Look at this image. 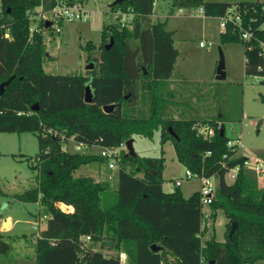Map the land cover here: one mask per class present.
Listing matches in <instances>:
<instances>
[{"label": "trees", "instance_id": "obj_1", "mask_svg": "<svg viewBox=\"0 0 264 264\" xmlns=\"http://www.w3.org/2000/svg\"><path fill=\"white\" fill-rule=\"evenodd\" d=\"M154 1H112L111 11L131 15L130 27L102 25L98 58L84 75L46 72L41 31L28 37L29 12L38 7L49 10L54 0H0V82L14 75L0 96V132H33L38 142L32 164L38 170L36 186L15 196L37 202L47 216L35 240L36 264H120V252L126 254L128 264H253L264 259V188L256 187L243 168L245 157L235 156L227 145L224 125L217 124L220 119L164 117L178 51L165 22L151 21ZM169 2L170 13L174 8L202 7L205 16L220 17L229 7L242 10V21L250 23L255 38L242 41L239 28L228 23L220 41L242 42L245 74L264 75L259 46L264 32L256 29L257 22H249L250 17H264V2ZM6 29L10 39L4 36ZM111 38L113 44L106 48ZM13 43L29 55V63L11 59ZM92 47L86 43L87 49ZM86 83L93 92L91 103L84 101ZM139 100L147 107L145 114H122L123 105ZM111 103L116 107L105 113L102 106ZM34 104L36 110L31 108ZM204 125L213 128L212 135L198 133ZM156 130L161 144H173L179 163L215 178L209 217L213 224L217 210L223 211L224 241L217 240L214 232L204 238L208 217L199 190L185 197L179 186L163 189L162 149L159 157L132 156L128 151L121 155L112 188L108 180L83 170L91 164L99 166L104 160L100 155L63 147L70 137L88 149L118 146L134 135L152 136ZM235 166L239 167L235 179L227 181V172ZM60 203L73 210H61Z\"/></svg>", "mask_w": 264, "mask_h": 264}, {"label": "rangeland", "instance_id": "obj_2", "mask_svg": "<svg viewBox=\"0 0 264 264\" xmlns=\"http://www.w3.org/2000/svg\"><path fill=\"white\" fill-rule=\"evenodd\" d=\"M113 0H81L89 13L87 20L78 19L71 22H59V31L53 27L44 28L43 44L45 56L43 68L50 74H84L89 63L96 62L101 46V29L104 23L127 25L131 15L121 14L115 18L110 10ZM156 4L151 21H164L165 28L172 31L174 47L178 51L174 69L169 80V103L164 117L183 120L220 119L227 135L241 136L244 153L251 161H259L263 168L259 171L253 167L245 169L255 186L264 188V84L244 72V49L242 42L221 43L218 16L199 14L196 8L179 11L174 8L170 13V0H161ZM235 4L237 2H264V0H212ZM32 25L41 22L40 12ZM211 43L201 47L199 42ZM91 42L93 47L86 48ZM11 59L21 64L30 62L29 55L22 48L12 44ZM223 58L225 78L217 79L216 68ZM15 57V58H13ZM125 116H141L147 107L141 101L129 106H122ZM243 114L245 115L243 117ZM72 138L67 139L64 148L69 152H90L99 155L101 147H81ZM133 147L139 156L159 157L161 149L164 156L163 189L173 187L176 178H183L186 169L178 162L174 146L170 141L160 142V132L152 136L134 135ZM127 149L122 150V155ZM38 153V142L33 132H0V224L10 216L13 227L9 232H0V264H36L35 240L39 231L45 226L42 210L33 201H21L15 196L36 186L38 170L32 168ZM98 180H108L115 187L118 166L109 168L106 160L99 166L94 164L83 169ZM228 180V179H227ZM185 197L200 188L197 178L184 179L179 186ZM58 205V204H57ZM68 207H70L68 209ZM59 204L60 209L72 211L71 206ZM210 215V209L204 206ZM71 209V210H70ZM226 216L217 210L213 221L208 216L206 236L212 232L219 241L225 240ZM37 221V225L33 224ZM211 224L213 225L211 227ZM253 264H264V259Z\"/></svg>", "mask_w": 264, "mask_h": 264}, {"label": "built area", "instance_id": "obj_3", "mask_svg": "<svg viewBox=\"0 0 264 264\" xmlns=\"http://www.w3.org/2000/svg\"><path fill=\"white\" fill-rule=\"evenodd\" d=\"M54 1H55L54 6L49 10H42L41 7H38L35 10L29 12V17H28V21L30 22L28 27L29 38L31 37L33 32H40L44 28L53 27L55 31H59L60 28L58 24L62 20L66 22H71L78 19L87 20L89 18V13L86 10V8L82 5V2L80 0H54ZM184 9L186 8H178L179 11H182ZM196 9L199 14L204 15V11L202 7H198ZM262 10H264V4L262 5ZM37 12H40L41 14V16L39 17V20L42 23L41 26H39L38 23L32 25L34 20L37 18L36 16ZM114 12H115V18L121 14H124V12H122L121 10H115L113 11V13ZM219 19H220V26L223 30L226 29L228 23L237 26L240 30V39L242 41L250 42L253 38H255L254 30L251 28L250 23H248L247 25L243 23L242 10L238 9L237 7L235 6L229 7L226 10L225 14L220 16ZM46 20L50 21V25L48 27L45 26ZM249 22H253V23L257 22L256 29L264 32V17L262 19H258L257 16H253L250 17ZM4 36L9 39L11 38V34L8 29H6ZM199 45L201 47H208L211 45V43L209 42L205 43L203 41H200ZM259 46H260V54L264 57V41H259ZM253 77L255 80H260V81L264 80V75H253ZM217 124L218 127H220L221 124L219 121L217 122ZM53 133L56 134V132ZM198 133L204 137L210 136L213 133V128L211 126L204 125L198 128ZM227 145L237 152L238 148L241 146V141L238 137L231 139L229 138ZM83 146H84L83 144H77L75 148L80 149ZM99 147H101V152L99 153V155L104 160H106L107 166L109 168H114L116 166H119V163L121 161L122 150L126 148L124 142L120 143L118 146H111V147L99 146ZM249 167H253L254 168L253 170L259 171L263 168V164L258 160L251 161L250 158L245 157L243 161V168L248 169ZM238 171H239L238 166L231 168L226 174V180L228 179L227 181H233ZM191 178H197L200 181V188H199L200 203L202 205L204 217L207 218L209 214L204 210V206L206 205L208 206L212 202L216 189V180L213 176H206L201 173L193 172L192 170L186 168L184 171V177L176 178L173 183V187L168 191H172L174 187L180 186L182 180L191 179ZM37 205L39 206L38 203ZM63 211H67V209H63ZM43 218L46 220L47 216L43 215ZM33 224L36 226L37 221H33ZM85 239L88 240L89 236H85ZM119 262L120 264H128L127 256L124 252L119 253Z\"/></svg>", "mask_w": 264, "mask_h": 264}, {"label": "water", "instance_id": "obj_4", "mask_svg": "<svg viewBox=\"0 0 264 264\" xmlns=\"http://www.w3.org/2000/svg\"><path fill=\"white\" fill-rule=\"evenodd\" d=\"M115 2H120L121 0H114ZM50 25V21L46 20L45 21V26L48 27ZM113 44V39L111 38L110 39V42H108L105 47L106 48H109L111 45ZM94 66L93 62L92 63H89L87 66H86V69H92ZM224 62H223V58L221 56L219 62H218V65H217V68H216V72H217V76L216 78L217 79H223L225 78V71H224ZM14 77V75H12L10 78H8L7 80H4V81H1L0 82V96L3 94L4 90H5V87L9 84V82L11 81V79ZM84 101L87 102V103H91L93 101V92H92V89H91V86L89 83H86L85 84V93H84ZM116 107V104L114 103H111V104H105L102 106V110L105 112V113H110L114 110V108ZM33 110H36L38 107H37V104H34L32 105L31 107ZM220 132L222 133L223 132V128L220 129ZM125 145H126V149L128 151V153L132 156L136 155V152L134 150V147H133V138H130L128 139L126 142H125ZM234 226H235V223L232 224V228H231V232L233 231L234 229ZM230 232V233H231ZM210 264H212V262H210Z\"/></svg>", "mask_w": 264, "mask_h": 264}, {"label": "crops", "instance_id": "obj_5", "mask_svg": "<svg viewBox=\"0 0 264 264\" xmlns=\"http://www.w3.org/2000/svg\"><path fill=\"white\" fill-rule=\"evenodd\" d=\"M162 1L161 0H155L154 1V5H153V9H154V7L156 6V4H158V3H161ZM226 75V74H225ZM169 83H171V80H169ZM245 115L243 114V117H244ZM175 118V117H174ZM208 119V118H207ZM216 120V119H215ZM220 122V124H223L222 122H221V120L219 121ZM224 125V124H223ZM224 130H225V127H224ZM225 134H226V130H225ZM227 135V134H226ZM227 137H229L230 139L231 138H235V137H238L239 139H240V141H241V146L238 148V150H237V152H236V156H244V157H246V158H249L247 155H246V153H244L243 152V150H240L241 149V147H243V144H242V140H241V136L239 135V134H237V135H227ZM181 185V184H180ZM182 192V191H181ZM182 194H183V192H182ZM60 204H63V205H65L66 206V204H64V203H60ZM68 206V205H67ZM68 208H70V207H68ZM71 209H73L72 208V206H71ZM204 210L206 211V209H205V207H204ZM211 212V211H210ZM225 223H226V221H225ZM225 223H224V225H225ZM12 227H13V221H12V218L10 217V216H8V217H6L4 220H2V222H1V224H0V232H9L11 229H12ZM45 228V226L44 227H42V229H44ZM204 238H207V236H205Z\"/></svg>", "mask_w": 264, "mask_h": 264}]
</instances>
